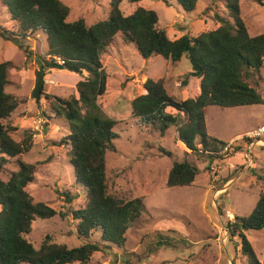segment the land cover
I'll return each instance as SVG.
<instances>
[{"label":"rangeland","instance_id":"1","mask_svg":"<svg viewBox=\"0 0 264 264\" xmlns=\"http://www.w3.org/2000/svg\"><path fill=\"white\" fill-rule=\"evenodd\" d=\"M70 11L68 21L83 18L89 25L105 19L109 12V0H62ZM226 0H198L195 9L184 12L172 0L169 5L162 0H123L121 11L128 15L142 6L153 9L158 16V26L174 39L182 34L195 36L219 26L215 15L226 16ZM240 16L250 35L264 32V0H239ZM0 28L16 30L0 1ZM35 53L46 50L45 36L36 31L21 41ZM100 60L108 74L106 102H99L102 111L119 120L115 131V151L106 152V175L108 188L114 195L129 200L140 197L144 208L136 221L125 232L123 247L110 245L95 251L86 263L70 264H246L240 253L237 236H230L226 223L234 216L247 215L253 209L264 183L257 179L264 169V146L249 144L247 140L235 139L230 150L218 152L210 158L205 153H195L176 142L177 131L170 126L163 136L149 128L136 124L132 119L130 101L143 92L146 77L157 80L165 77L171 94L178 99L195 95L197 78L190 76L187 84L182 79L191 71L187 55L171 64L160 55L142 58L134 43L116 34ZM10 61L8 83L5 91L17 100V107L3 122L15 127V140L23 137V130L32 136L28 152L18 157L21 161L35 164L34 180L25 189L33 201H42L57 213L52 218H37L32 222L28 240L38 247L49 236L56 243L69 247L85 241L99 242L97 233L88 239L76 235V220L71 211L83 205L84 192L75 184L73 167L66 155L68 146L58 144L69 130L58 118H48L47 100L40 99L37 107L30 97L34 82L36 63L26 58L18 45L0 36V62ZM82 75L65 69H50L45 75L46 92L66 98L77 96L75 83ZM262 80L256 86L247 82L264 97V59L260 69ZM168 111L175 113L174 109ZM125 121V122H124ZM264 122V104L221 108L208 106L205 126L209 136L227 140L236 132L252 129ZM246 134V132H245ZM244 134V135H245ZM198 143V140H195ZM234 143V144H233ZM238 147L234 150V147ZM169 152L170 154H166ZM192 161L199 169L189 186L166 185L167 175L175 161ZM18 169L15 158L0 169V179ZM56 190L68 191L74 198L70 203ZM62 213V214H61ZM258 260L264 264V230H244ZM160 236H162L160 238ZM160 240V246L155 247ZM27 264V263H22Z\"/></svg>","mask_w":264,"mask_h":264},{"label":"trees","instance_id":"2","mask_svg":"<svg viewBox=\"0 0 264 264\" xmlns=\"http://www.w3.org/2000/svg\"><path fill=\"white\" fill-rule=\"evenodd\" d=\"M0 1L9 18L16 23L15 31L0 28V36L18 45L23 55L32 57L36 63L30 97L37 107H40L41 98L47 100L50 113L43 111V114L64 121L69 130L58 144L68 146L66 155L73 167L74 182L84 192L83 205L75 210L68 208L76 220V235L84 240L94 233L99 236V242L85 241L73 247L53 242L49 236L38 247L28 240L32 222L37 218H52L57 211L45 202L33 201L25 189L34 180L35 164L23 162L18 157L29 151L32 136L28 130H23V137L17 141L12 136L16 128L3 122L18 102L5 91L12 64L1 61L0 169L13 158L18 169L10 172L6 180L0 179V264L86 263L95 251L110 245L123 247L126 230L139 218L144 208L141 198H120L109 191L107 183L106 152L115 151L114 140L119 137L115 128L122 122L107 116L99 104L101 100L107 101L108 78L100 56L116 34L121 33L124 40L134 43L144 59L160 55L174 64L182 55H187L191 71L182 82L186 85L190 76L197 78L196 95L178 99L171 94L165 77L157 80L146 77L142 83L143 92L131 99L130 109L136 124L161 136L170 126H175L176 142L190 151L212 158V153L219 151L217 145H226L206 132L208 106L264 104V97L247 82L251 79L258 86L262 80L264 32L253 36L248 33L240 16L239 0L225 1L228 13L215 15L219 22L215 29L195 36L185 33L174 39L158 26V16L153 9L138 6L124 15L120 8L123 0H109L108 16L89 25L83 18L68 21L70 8L62 0ZM162 1L169 5L172 0ZM197 1L175 0L187 13L195 9ZM36 31L45 36L46 50L41 54L21 42ZM50 69H65L79 75L86 73L75 83L77 96L62 98L46 92L45 75ZM242 139L248 141L244 135ZM237 148L235 146L234 150ZM253 171L264 183V169L259 174ZM198 172V167L186 158L175 161L166 185L189 186ZM56 192L63 195L66 203L74 198L68 191ZM225 228L230 236H237L246 264H261L244 230H264V190L259 192L249 214L235 215ZM160 243L157 241L155 247Z\"/></svg>","mask_w":264,"mask_h":264},{"label":"built area","instance_id":"3","mask_svg":"<svg viewBox=\"0 0 264 264\" xmlns=\"http://www.w3.org/2000/svg\"><path fill=\"white\" fill-rule=\"evenodd\" d=\"M245 136L249 140V143L254 142L259 146H264V122L248 130ZM231 143L232 142H229L223 146V152H227L231 149Z\"/></svg>","mask_w":264,"mask_h":264},{"label":"crops","instance_id":"4","mask_svg":"<svg viewBox=\"0 0 264 264\" xmlns=\"http://www.w3.org/2000/svg\"><path fill=\"white\" fill-rule=\"evenodd\" d=\"M197 84H198V79H197ZM194 94L196 95L197 93H198V88H197V90H194ZM194 95H192V96H190V97H193ZM227 108V107H226ZM250 130V129H249ZM248 130H243V131H239V132H236L233 136H231L228 140H227V142H226V140H224V139H222V138H220V137H214V138H216V139H218V140H221V141H224V142H226V144L227 143H229V142H234L235 141V139L237 138V139H240V136H243L244 134H245V132H247ZM206 132H207V134H208V131L206 130ZM209 135V134H208ZM213 137V136H212ZM234 144V143H233ZM249 144H251V145H253V144H255L254 142H251V143H249ZM257 145V144H256Z\"/></svg>","mask_w":264,"mask_h":264},{"label":"clouds","instance_id":"5","mask_svg":"<svg viewBox=\"0 0 264 264\" xmlns=\"http://www.w3.org/2000/svg\"><path fill=\"white\" fill-rule=\"evenodd\" d=\"M245 136V135H244ZM246 137V136H245ZM248 142H249V140H248ZM231 221H233V220H231ZM227 230V229H226Z\"/></svg>","mask_w":264,"mask_h":264}]
</instances>
